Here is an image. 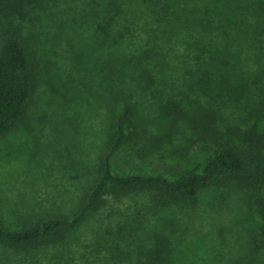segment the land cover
<instances>
[{
  "label": "trees",
  "instance_id": "trees-1",
  "mask_svg": "<svg viewBox=\"0 0 264 264\" xmlns=\"http://www.w3.org/2000/svg\"><path fill=\"white\" fill-rule=\"evenodd\" d=\"M255 33L264 35V0H0V139L21 124L50 120L40 110L47 88L57 103L49 115L66 113L54 86L66 51L91 68L102 89L95 101L104 132L94 164H73L79 173L69 167L80 187L68 212L33 196L17 203L0 195V246L40 264L37 252L63 245L110 187L150 191L166 205L211 187L217 199L230 196L253 210L257 221L238 237L220 238L206 260L264 264V63L246 68L243 54ZM60 83L68 90L69 78ZM129 138L137 153L154 150L174 171L115 173L112 159ZM187 161L193 164L180 166ZM172 247L154 233L104 264H179ZM17 261L0 257V264Z\"/></svg>",
  "mask_w": 264,
  "mask_h": 264
},
{
  "label": "rangeland",
  "instance_id": "rangeland-1",
  "mask_svg": "<svg viewBox=\"0 0 264 264\" xmlns=\"http://www.w3.org/2000/svg\"><path fill=\"white\" fill-rule=\"evenodd\" d=\"M79 16L72 17V23H78ZM64 18L71 19L70 16ZM254 19V14H250L249 21L254 22ZM38 22L34 17L27 22L29 26H35L31 29L35 38ZM63 24L68 25L66 22ZM46 28L49 29V26ZM77 29L80 30L79 27ZM255 34L249 46L245 45L243 49L246 68L249 64L256 68L264 63V35ZM64 55L65 59H59L62 66L54 79L61 82L69 78V88L64 91L60 82L54 86L59 103L66 104V113L49 115L57 103L50 97L51 92L47 88L46 94H42L45 104L40 110L46 112L50 120L35 121L33 126L29 122V129L21 124L17 130L0 139V195L17 203L33 196L48 208L68 212L74 205L75 195L72 192L77 189L76 186L80 187L74 182L75 175L69 173V167L83 163L86 167L92 166L104 132L103 111L95 101L102 90L98 81L92 79L91 68L83 70L84 62L76 61L69 54L66 57L67 51ZM52 117H60L65 122L56 123ZM55 124L65 129L56 130ZM147 137L148 134L143 139ZM133 143L136 142L129 138L113 157L115 173L166 170L169 175L174 171V168L165 169L166 157L161 158L154 150L148 154L137 153V146ZM179 164L186 167L189 163ZM217 192L209 187L193 200H175L166 205L157 203V198L154 200L150 191L122 192L110 187L104 204L77 229L71 230L63 245L41 249L37 252V259L40 264H104L107 258L116 259L115 254L119 256L146 245L150 234L160 233L167 235L170 245L174 246L175 262L194 264L203 258L206 260L207 251L220 238L238 237L255 226L257 221L253 210L242 206L241 202L233 203L230 196L223 202V199L216 198ZM135 218L138 220L135 221ZM125 221L128 223L125 224ZM123 234L127 238H117ZM113 248H116L114 252ZM30 256L0 246V257L10 263L17 260L19 264L33 263ZM206 262L210 264L208 260Z\"/></svg>",
  "mask_w": 264,
  "mask_h": 264
}]
</instances>
